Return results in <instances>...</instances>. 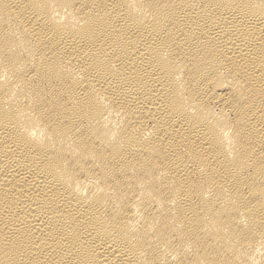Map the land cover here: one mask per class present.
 I'll return each mask as SVG.
<instances>
[{"label":"bare ground","instance_id":"1","mask_svg":"<svg viewBox=\"0 0 264 264\" xmlns=\"http://www.w3.org/2000/svg\"><path fill=\"white\" fill-rule=\"evenodd\" d=\"M0 264H264V0H0Z\"/></svg>","mask_w":264,"mask_h":264}]
</instances>
